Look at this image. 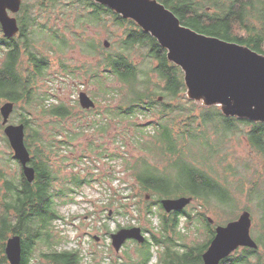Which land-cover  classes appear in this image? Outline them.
I'll use <instances>...</instances> for the list:
<instances>
[{"label": "trees", "instance_id": "trees-1", "mask_svg": "<svg viewBox=\"0 0 264 264\" xmlns=\"http://www.w3.org/2000/svg\"><path fill=\"white\" fill-rule=\"evenodd\" d=\"M157 1L171 10L182 25L264 55V0ZM42 16L45 22H41ZM15 17L18 34L12 38L0 35V53L4 55L0 64V102L14 105L21 102L38 115L68 119L71 112L67 106L49 104V96L41 94L35 82L46 76L53 57L64 56L77 46L82 55L94 61L85 73L95 86L93 101L99 106L96 107L98 119L92 121V127L99 133H105L111 121H128L133 127L130 144L138 156L132 164L127 163V169L132 171L139 195H147L153 200L152 207L160 209L157 214L160 222L157 232L152 231L136 249L139 259L129 258L127 264H150L153 247L158 250L156 264H202L201 255L214 237L209 213L233 219L241 208V197L245 196L248 200H255L253 196H256L255 206L260 212V224L255 223L260 227L254 240L257 248L243 247L219 264H264V252L260 251L264 249L263 177L250 159L235 156L231 149L233 137L242 136L264 164V123L226 117L218 106L204 107L189 100L185 95L184 74L168 61L166 50L133 21L105 6L90 0H36L35 3L26 0ZM51 19L55 24L50 23ZM108 24L120 28L121 34L110 31ZM91 28H103L107 39L115 41L105 48L102 42L88 35ZM235 29L245 35L234 32ZM135 50L144 51L139 63L131 56ZM23 56L27 69L20 67ZM61 58V68L73 77L74 72L67 71L66 61ZM21 116L19 123L24 125V142L32 154L34 179L30 183L22 176L17 178L19 181L4 180L0 264H8L4 244L9 234L21 238L20 264H31L37 243L50 249L42 253L50 264H85L78 250H52L56 247L52 242L60 241L52 231L54 221L63 217L58 206L71 202L77 189L93 181L90 175L83 178L72 175L68 182L56 186L58 176L52 157L70 151L85 125L78 124L76 132L62 128L50 130L45 137L39 127L31 126L26 114ZM142 117H155V120L141 124L137 119ZM95 143H89L91 154L100 149L95 154L97 157L106 155L110 160L118 157L107 154ZM181 196L197 201L204 212L195 209L187 212L184 208L166 213L160 205L163 198ZM152 207L143 213L146 220L149 217L148 221L150 215H155ZM244 209L250 213L251 208ZM182 217L207 230L202 244L187 246L186 234L179 227ZM224 221L220 225L227 224Z\"/></svg>", "mask_w": 264, "mask_h": 264}, {"label": "rangeland", "instance_id": "rangeland-1", "mask_svg": "<svg viewBox=\"0 0 264 264\" xmlns=\"http://www.w3.org/2000/svg\"><path fill=\"white\" fill-rule=\"evenodd\" d=\"M25 1L22 0V3H25ZM27 1L35 3L36 0ZM41 22H45L44 16H42ZM50 23L55 24V20L51 19ZM58 25L62 27L61 24L58 23ZM108 28L110 31L117 33V35L122 32L120 28H113L109 24ZM235 31L242 36L245 35L238 29H235ZM1 33L0 29V35ZM88 35L94 37L100 43L107 39V33L103 28H91L88 30ZM107 41L110 45L115 39L111 41L107 39ZM142 55H144V51L135 50L131 56L133 60L139 63L144 58ZM3 57L4 55L0 53V64L3 61ZM60 57H63L61 59L66 61L67 71L74 72L73 77L67 75L68 73H65L61 68ZM60 57L52 58L51 66L45 73L46 76L38 81L36 88L41 94L49 96V104H64L67 106L71 116L66 120L41 116L33 108L29 110L24 103L20 102L14 105L15 109H13L9 117V123L18 124L19 119L22 117L21 115L26 114L30 118L31 126L39 127L41 134L45 137L50 134V130L57 131V128H62L66 131L72 130V132H76L75 129L78 124L82 123L83 126L85 125L83 133L71 144L70 151H61L59 155L52 157V163L58 176V181L55 183L56 186H60L63 182H68L72 175H77L81 178L90 175L93 178L91 183L75 191L73 194L74 199L71 202L58 206V212L63 217L54 221L52 231L56 236L60 237V241L58 243L52 242L56 246L52 250H78L84 256L85 264H126L129 263V258L138 260L136 249L141 246L137 242L134 244L129 242L124 248L116 251L110 244L109 233L103 227V223H105L108 231H110L119 226H139L144 232L146 229L148 234V236L146 234V238H149L152 231L156 233L159 229L160 221L157 214L160 209H158V206L152 207L153 200L149 199L147 195H143V197L139 195V188L132 176V171L127 169V163L132 164L138 156L137 150L130 144V137L134 134L133 127L129 126L128 121H111L109 129L105 133L96 132L92 127V121L98 119V111H96L98 108L96 107L99 106H95L93 110L95 112L90 113L89 110L82 109L79 104L80 92H85L93 99L92 93L96 89L90 83L88 76H85V73L87 66L94 64V61L92 57L82 55L77 46L69 49L64 56ZM26 61V57L23 56L21 58V68L27 69L28 64ZM81 65H85V68L81 69ZM21 71L22 74L26 72L24 69ZM117 100H119V97ZM3 103L4 101H1L0 105ZM111 104L115 105L116 103L111 102ZM100 107H104V104ZM99 110L102 112L100 108ZM151 120H155V117L137 119L141 124ZM3 128V126L0 128V174L4 176V179L0 178V216L3 213V204L5 202L3 182L4 180L17 181L20 176V166L11 158V155L14 154L6 141L7 137L3 132ZM62 136L64 137V134ZM91 141L97 142L95 143L96 146L101 145L107 154H115L118 157L113 160H110L106 155L97 157L95 154L101 152L100 149L91 154L88 151ZM231 146L235 156L251 160L252 166L261 173L264 184V164L260 159H257L246 140L242 136L233 137ZM82 155H84V159H81ZM112 176H114V179H112ZM147 197L149 200H146ZM253 198L256 200V196H253ZM255 200H248L246 196L241 197L239 201L241 208L233 219L238 218L245 210L244 208H251L250 234L256 241L260 227L256 226L255 223L260 224V212L255 206ZM147 207H152V211L155 212V215H150V221H148L149 217L146 220L143 215ZM193 209L198 212H204V209L194 200L185 207L187 212ZM109 211L113 214L112 217H115L114 221L105 219ZM208 217L213 219V227L220 225L223 220L226 221H224L225 223L233 220L222 214L209 213ZM104 219L105 221H103ZM179 227L181 232L186 234L187 246L202 244L206 239L204 235L207 230L201 229L198 224L189 223L183 217L180 219ZM94 236H98L100 241H95L93 239ZM48 251L50 249L43 243H37L31 264H50L42 256V253ZM260 251L264 252V249L262 248ZM157 261L158 250L153 247L150 264H156Z\"/></svg>", "mask_w": 264, "mask_h": 264}, {"label": "water", "instance_id": "water-1", "mask_svg": "<svg viewBox=\"0 0 264 264\" xmlns=\"http://www.w3.org/2000/svg\"><path fill=\"white\" fill-rule=\"evenodd\" d=\"M105 6L124 19L133 21L166 50L168 61L184 74L186 97L204 107L218 106L226 117L264 123V55L235 42L201 34L181 24L178 17L157 0H90ZM22 0H0V29L6 38L19 32L16 15ZM109 47L107 39L103 41ZM161 100V98H159ZM82 109L96 104L85 92L79 93ZM12 102L0 106L1 125L15 159L22 165L30 183L34 169L28 166L30 153L24 142V125L9 123ZM192 202L190 197L163 198L160 205L166 213L181 211ZM210 222H213L209 218ZM251 216L243 211L237 220L218 225L208 248L202 253V264H219L237 249H256L250 235ZM138 227L123 228L111 235L116 251L126 240L139 244L145 237ZM5 256L9 264H20L21 238L13 235L6 241Z\"/></svg>", "mask_w": 264, "mask_h": 264}, {"label": "flooded vegetation", "instance_id": "flooded-vegetation-1", "mask_svg": "<svg viewBox=\"0 0 264 264\" xmlns=\"http://www.w3.org/2000/svg\"><path fill=\"white\" fill-rule=\"evenodd\" d=\"M38 79V78H37ZM40 79V78H39ZM38 81L39 80H37L36 82H35V85H37V83H38ZM5 103V102H4ZM2 121V120H1ZM1 124V123H0ZM12 124V123H11ZM18 124H20V123H18ZM2 127V126H1ZM4 129V128H3ZM6 139V138H5ZM6 141H7V143H8V140L6 139ZM9 144V143H8ZM28 149V148H27ZM28 151H29V149H28ZM29 153H30V151H29ZM32 154L30 153V161H29V164H28V166H30V167H32L33 169H34V167H33V165L31 164L32 162H31V160H32V156H31ZM11 158H12V160H14V161H16L17 163H18V165L20 166L19 167V169H20V176H22L23 178H25V176H24V174H23V170H22V165L20 164V162L18 161V160H16L15 158H14V155H11ZM0 175H3V174H0ZM20 176L18 177V178H20ZM2 179V178H1ZM4 179V178H3ZM26 179V178H25ZM20 179H17V181H19ZM3 184H4V182H3ZM146 200H149L148 199V197H147V199ZM147 211V210H146ZM148 211H150V209H148ZM152 211V210H151ZM153 212V211H152ZM172 212H174V211H172ZM120 215H122V214H120ZM113 216V214L111 213V211H109V213H107V216H106V220H109V221H114V218L112 217ZM122 216H125V215H122ZM113 218V219H112ZM105 219L103 220V221H105ZM238 218H236V219H233V220H230L229 222H231V221H235V220H237ZM213 221V220H212ZM209 223H210V225L213 227V223H214V221L213 222H210L209 221ZM228 223V222H227ZM218 226V225H217ZM217 226H214L212 229H213V231H214V234H215V228L217 227ZM103 227L107 230V233H109L108 234V236H109V239H110V244L112 245V239H111V235L113 234V233H115V232H117L118 230H120V229H123V228H132V227H138V228H140L141 230V233L143 234V236L145 237V240H146V234H147V231H146V229H145V232L142 230V228L141 227H139V226H119V227H115V228H113L112 230H110V231H108V228H107V226H106V224L105 223H103ZM251 235V234H250ZM11 236H13V234H9V236L7 237V239H6V241L8 240V238H10ZM147 236H148V234H147ZM93 239L96 241H100L99 240V237L98 236H94L93 237ZM254 240V239H253ZM6 241H5V244H4V249H5V245H6ZM132 243V244H134V243H136V241L135 240H132V239H130V240H126L123 244H122V246L120 247V248H124L126 245H127V243ZM138 243V242H137ZM144 243V242H143ZM143 243H141V244H143ZM139 244V243H138ZM140 245V244H139ZM242 249V248H241ZM137 255V254H136ZM4 256H5V253H4ZM5 258H6V256H5ZM6 260H7V258H6ZM7 263L9 264V262H8V260H7ZM127 264V263H126Z\"/></svg>", "mask_w": 264, "mask_h": 264}]
</instances>
